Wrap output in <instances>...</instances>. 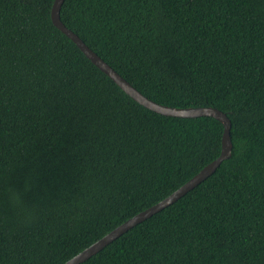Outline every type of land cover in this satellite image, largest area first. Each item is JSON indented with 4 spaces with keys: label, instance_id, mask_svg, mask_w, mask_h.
Segmentation results:
<instances>
[{
    "label": "trees",
    "instance_id": "trees-1",
    "mask_svg": "<svg viewBox=\"0 0 264 264\" xmlns=\"http://www.w3.org/2000/svg\"><path fill=\"white\" fill-rule=\"evenodd\" d=\"M52 3L0 0V264H63L220 153V121L137 103ZM59 15L147 98L225 113L232 143L79 264H264V0H63Z\"/></svg>",
    "mask_w": 264,
    "mask_h": 264
},
{
    "label": "water",
    "instance_id": "water-1",
    "mask_svg": "<svg viewBox=\"0 0 264 264\" xmlns=\"http://www.w3.org/2000/svg\"><path fill=\"white\" fill-rule=\"evenodd\" d=\"M62 3L63 0H53L50 9V19L52 24L63 34H65L79 48V50L85 55L86 58H88L97 68L104 72L117 86H119L133 100H135L143 107L165 116H174L182 118L209 116L220 121L223 126V132L220 141V153L214 160L202 167L194 176H192L189 180H187L169 195L156 202L155 204L145 208L144 210L134 214L130 218L126 219L118 226L110 230L108 233L103 235L101 238H99L89 246L85 247L83 250L79 251L63 263L79 264L85 261L93 254H95L96 252H98L99 250H101L104 246H106L116 237H118L137 223L143 221L144 219L151 216L160 209L164 208L165 206L173 203L179 197H181L193 187L201 183L205 178H207L216 170V168L223 160L230 157L232 143L230 140L229 133L230 120L226 116V114L220 111L219 109L210 106L184 108L172 107L157 103L142 95L130 83H128L124 78H122L110 65H108L102 58H100L92 49H90L74 32H72L62 23L59 15Z\"/></svg>",
    "mask_w": 264,
    "mask_h": 264
}]
</instances>
